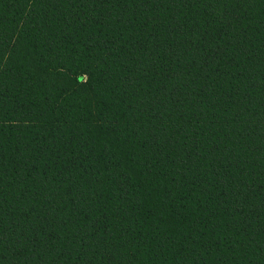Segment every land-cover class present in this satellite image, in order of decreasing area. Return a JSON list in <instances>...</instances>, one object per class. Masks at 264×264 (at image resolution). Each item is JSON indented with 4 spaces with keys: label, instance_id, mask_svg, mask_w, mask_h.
Masks as SVG:
<instances>
[{
    "label": "trees",
    "instance_id": "trees-1",
    "mask_svg": "<svg viewBox=\"0 0 264 264\" xmlns=\"http://www.w3.org/2000/svg\"><path fill=\"white\" fill-rule=\"evenodd\" d=\"M0 264H264V0H0Z\"/></svg>",
    "mask_w": 264,
    "mask_h": 264
}]
</instances>
